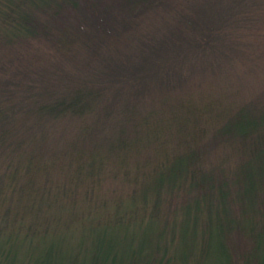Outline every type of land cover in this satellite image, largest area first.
Returning <instances> with one entry per match:
<instances>
[{
  "label": "trees",
  "instance_id": "1",
  "mask_svg": "<svg viewBox=\"0 0 264 264\" xmlns=\"http://www.w3.org/2000/svg\"><path fill=\"white\" fill-rule=\"evenodd\" d=\"M179 1L0 0V264H264V108L224 100L221 125L191 134L197 103L178 96L244 50L264 62L242 33L264 1ZM80 46L100 80L42 66ZM99 111L64 139L57 122ZM218 146L232 165L206 164ZM105 175L118 191L99 193Z\"/></svg>",
  "mask_w": 264,
  "mask_h": 264
},
{
  "label": "rangeland",
  "instance_id": "2",
  "mask_svg": "<svg viewBox=\"0 0 264 264\" xmlns=\"http://www.w3.org/2000/svg\"><path fill=\"white\" fill-rule=\"evenodd\" d=\"M250 1L251 0H249V2ZM260 1H264V0H260ZM194 2L195 0H180L178 5H181L184 3L182 6H185L189 3H194ZM255 11H258L256 7H254V12ZM260 13H262L260 17V22H258L254 27L248 26L242 30L243 31L242 33L244 36L243 38L247 39V41H250V43L253 41V44H251L252 48L253 49L256 48L257 51L264 50V17H263L264 10H261ZM258 15L259 13L257 14V19H256L257 21H258ZM170 18L171 16L163 15L158 19V21H155V23L153 21L151 23L156 24V26L163 25L164 23L169 22ZM43 19H45L44 16H43ZM40 44L46 45V43L43 40H41L39 44L36 43V47L39 48ZM193 51L194 50L190 51L186 56V60L182 66V69L184 72H185V68H189L191 61L192 63L195 62ZM250 51H251V48H250ZM244 53H245L244 59L235 60L231 64L222 63L219 77H213V75H209V74L204 75V76H197V78L191 84L186 85L187 87H191L190 90H187L188 93L185 91V89L182 90L183 92L178 93V96L181 95L180 98H182L183 100L190 99V101H192L194 99L193 101H195L199 107H201L202 105H205L204 111H200L197 105H194L198 109L197 111H195V109L193 108L192 110L193 113L192 111L185 112L187 114L191 113L193 119L194 117H196V120H193L194 122L193 124L190 125V123L189 124L186 123V127L188 129H191V132H192V133L190 132L191 134H194L196 132L199 133L201 129H202L201 133H206L207 130H208V133H210L213 130L212 128L218 126L219 124L221 125L219 113L221 111L220 108L225 103L224 100H228L230 101V103H232L233 112L236 109L244 106V104L247 105L249 102H254L253 104L257 103L260 107L264 108V99L258 100L264 96V92L261 93L262 90L264 89V62H262L261 65L259 63L258 65H255L248 58L249 51H247L246 53V51L244 50ZM51 55L52 57L55 58L56 61L49 63V61L52 59ZM74 55L81 59L86 57V54L84 53V51L82 50V47L80 46V49L73 51V53L69 54L68 52H65L64 57L60 56L57 53V51L55 52L49 51L45 53L44 55H42V59L40 61L42 63V66H44V68L47 71L48 70L52 71V69L55 68V70L60 74V69H62V71L67 73V75H71L73 81L76 82V84L79 81L81 82L82 80H85V79H92L94 80V82L97 81L96 77L98 80L101 79V74L98 72V70L95 69V67L90 68L88 72L86 70V66H90V63L89 62L84 63L82 61H75L71 58V56L74 57ZM73 62H76V63H73ZM48 63L49 65H47ZM91 72H93L96 75L94 76V78L90 76ZM230 76L232 79L230 78ZM226 77L230 78L233 82L240 80V82L243 84L242 92L241 93H239L240 91L237 92V95H235L236 97L234 101L231 98H226V99L224 98V95L222 92V86H223L222 82L224 81ZM250 86H254V88H251ZM249 88L253 90L251 89L249 90ZM184 92L186 93V95L188 94L189 95L188 96L184 95ZM176 113L181 114L183 112L177 111ZM95 115L97 116V114ZM92 117L94 118V115ZM97 117L100 119L99 120L98 118L88 119L87 117H85V119L81 121H77V120L60 121V122H57L58 129L61 130L62 128H64L65 131L63 134L65 136L64 138L65 140H74L77 138L81 139L82 137L81 136L79 137V134H81L80 128L84 126L87 123V121L89 122L90 120H95L97 122V123H95V121L90 122L91 123L90 125H92L91 129L94 127L96 128L97 126L101 125V111L98 112ZM90 125L88 123L87 128ZM100 136L101 134H98L97 137H100ZM88 139L89 137L87 138L86 136L85 141L87 140L86 142H88ZM168 139L171 141V143L169 144L172 146L170 147L174 149V151H172L171 149L170 152L177 153L178 151L174 147L175 145H177L176 142H174V139H172V137L171 138L168 137ZM54 140H60V139L56 136ZM209 154L211 156H209L207 159H206V156L204 157V160L205 161L207 160L206 162L207 165L213 164L217 161H223L225 162L226 166H229V165H232L235 161L234 158L231 159L230 162H227L224 159H222L224 157V148L219 147V146L215 149V151H212ZM239 160L240 158L237 157L238 162ZM61 175L62 173H58L56 179H58L59 176ZM61 178L59 179L60 182H62ZM99 181L100 180L98 179L97 189H99V193H102V194L105 193L107 195L108 193H110V191L111 192H116V190L118 191V183L114 181V179L109 177L108 175H105L104 177L101 176V181L100 182ZM121 191L124 192L125 189Z\"/></svg>",
  "mask_w": 264,
  "mask_h": 264
}]
</instances>
